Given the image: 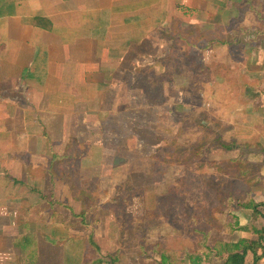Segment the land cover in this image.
<instances>
[{
	"label": "rangeland",
	"instance_id": "1",
	"mask_svg": "<svg viewBox=\"0 0 264 264\" xmlns=\"http://www.w3.org/2000/svg\"><path fill=\"white\" fill-rule=\"evenodd\" d=\"M252 7L264 17V0H255ZM243 8L244 2L239 7L234 0H143L139 6L119 9L129 15L134 10L138 13L128 17L129 25L97 31L108 36V101L91 103L90 111L84 113L83 105L57 99L58 113L72 108L75 116L66 119L63 133L62 119L49 118L50 130L45 128L44 134L51 145L50 158L51 147L62 155L72 138L88 147L78 173L72 166L65 167L66 175L85 193V201H74L69 183L52 182L50 176L43 177L46 202H40L37 193L30 201L32 206H41L33 210L31 232L36 237L48 234L54 240L63 237L65 242L49 249L54 255L62 253L64 264H82L90 232L108 264L111 258L115 264H138L143 255L142 264H185L190 255L203 254L200 249L185 247L186 241L198 242V238H193V225L178 209L163 220H143L148 213L166 210L159 206L166 202L168 188L192 170L199 145L207 147L203 154L206 164L203 170L193 171V184L201 178L209 186V181L228 179L224 161L254 153L256 161L260 159L251 173L258 176L254 181L259 183L253 187L254 201L264 203V41L245 43L252 39L259 19L251 9ZM174 18L186 30H219L223 40L244 42L231 54L227 45L218 42L203 50L205 40L189 48L190 58L181 52L171 54L168 37ZM76 66L77 82H88V67ZM204 67L208 70L203 71ZM67 87L68 95L75 97L72 86ZM165 145H174L176 150L160 176L158 156ZM248 145L252 148L245 150ZM44 165L39 164L40 168L34 163L33 176L41 169L44 174ZM236 187L245 190L248 183L240 178ZM124 193L131 197L128 209H112L110 206L124 199ZM55 200L69 203L75 215L86 213V224L60 206H52L48 214L43 208L46 203L55 205ZM208 204L209 200L203 202ZM244 211L234 208L225 222L220 220L223 230L214 232L215 243L237 242L249 235L235 230L251 228L254 223L251 211Z\"/></svg>",
	"mask_w": 264,
	"mask_h": 264
},
{
	"label": "crops",
	"instance_id": "2",
	"mask_svg": "<svg viewBox=\"0 0 264 264\" xmlns=\"http://www.w3.org/2000/svg\"><path fill=\"white\" fill-rule=\"evenodd\" d=\"M141 2L143 0H28L16 9L4 10L12 14L0 15V264H64V255H54V251L49 249L50 245L65 242L63 237L54 240L48 234L36 237L31 232L33 210L41 206L39 203L32 206L30 201L37 193L39 201L46 202L40 195L47 189L43 185L46 181L43 177L50 176V160L55 154L65 155L70 142L81 143L75 138L70 139L62 155L51 147L53 155L50 158L48 148L51 145L44 135L45 128L49 132V118L62 119L60 129L63 133L66 119L75 116L71 113L72 108L65 107L68 113H58L57 99L72 102L76 107L83 105L84 113L90 111L91 103L108 101V87H105L108 84V36L97 31L102 28L113 31L115 25H129L128 17L138 14L129 15L127 11L119 12V9ZM28 17L50 21L52 28L49 30L42 22L35 26L26 24L24 19ZM83 31H88V34L81 37ZM76 65L88 67V82H77ZM67 86H72L75 97L68 95ZM91 92L95 97L90 95ZM34 163L38 166L47 164L44 165V174L42 169L38 176L31 174ZM59 180L69 183L72 199L81 202L80 187L74 188L62 175L54 182ZM52 206H60L69 212L73 209L69 203L66 206L69 209L53 203H46L43 209L49 214ZM25 207L30 209L29 214L22 210ZM232 211L225 217L219 215V222H225ZM250 211L255 217L252 227L235 230L241 235L244 234L241 230L248 231L249 235H242L240 240L257 241L259 235H264V209L244 212ZM220 225L223 230L221 222ZM26 237H29L28 241H25ZM20 242H24L23 247L18 246ZM84 259L85 251L82 264ZM144 259L143 255L138 264H142ZM210 259L201 264H264V251L254 253L247 248L231 257Z\"/></svg>",
	"mask_w": 264,
	"mask_h": 264
},
{
	"label": "trees",
	"instance_id": "3",
	"mask_svg": "<svg viewBox=\"0 0 264 264\" xmlns=\"http://www.w3.org/2000/svg\"><path fill=\"white\" fill-rule=\"evenodd\" d=\"M28 0H4L3 3L0 5V15L5 16L8 14H12V12L4 11L5 9L8 10L9 8L16 9V7H19L20 4L26 2ZM236 6H242V3L244 2V11L247 10V8L251 9L253 12L256 13L258 16V25L255 29L252 39L249 40V42H245L251 45H255L256 43H260L264 41V17L262 13H259V11L254 10L252 7V4L255 3V0H234ZM141 3H137L135 5L127 6L128 9L131 7H135L136 5L139 6ZM140 9V7H139ZM136 11V10H134ZM132 11V13H136ZM138 14V13H137ZM26 24H32L36 25L37 22H42L47 25V28L50 30L52 28V23L50 21H47L45 19H40L36 17H28L24 19ZM219 34L221 32L219 30L216 31H208V30H186L183 28L181 22L179 19L174 18L171 23V34L169 35V39L171 41V54L174 53V55H178L179 52L186 55V57L190 58L191 55L189 53V48H195L198 45V42L205 40L207 42L206 46H204L202 49L206 50L210 47V44L213 42H218L224 45H227L229 48V52L231 54V51L233 48H237L238 45H240L241 42H244L243 40L237 38L234 39L232 42H228L227 40H223L221 37H219ZM170 54V55H171ZM208 70V67H204L203 71ZM220 141V140H219ZM70 142V144L67 147L66 153L63 156L54 155V157L50 160L49 165V174L51 177L52 182H54L55 179L60 177H66L68 180H70V183L74 188L77 187L76 183L73 181L71 176L66 175L67 172H69L67 169H65V166H72L74 167V170L76 173L80 170V163L81 161L88 155V148L85 145L78 144L77 142ZM168 149L166 152L165 149ZM206 146L199 145L195 148L194 151V161L195 164L191 167L192 170L186 171L185 175L178 177L173 185H171L167 190V196L164 197L165 201H162V205L159 206L160 209H166L162 212H151L148 213L145 217H143V220H163L166 219L168 214H174L177 211L181 212L185 215V219L190 223L191 231L193 232L194 239L198 238V242L193 241L190 243V241H186V248L190 247L188 249H200L203 251V254L199 255H190V258L187 259L185 264H201L204 259L211 258V257H217V258H223V257H231L236 254L242 253L245 251V249L249 248L254 253H257L259 250L264 251V235H259V240H247L243 239L240 240L237 244L233 243H225V244H219V243H213V237L215 231L221 230V225L216 217V214L221 215L222 217H225V215H228L232 209L237 208L241 210H250L253 209L256 212H258L259 207L264 208V203L257 204L254 201V191L253 187L259 185V183H255V178L258 177L256 175L252 176L251 173L255 171L256 164L259 158H257L256 161V155L253 153L251 157H249L248 154H244L236 159H231L229 161H224L225 165V174L229 176L228 179L221 178L220 181H209L210 186L206 185L202 178L200 181H196L194 184L192 182L194 173L193 171L199 172V170H203L204 165L206 164L205 158L203 157L204 151L206 150ZM248 148H252L250 145L245 147V150ZM230 149V148H228ZM175 146L174 145H165L163 147V150L161 151V154L158 156L159 162L157 164V170L159 175H162V172L166 168V166H169V162L171 158L173 159L175 155ZM165 151V152H164ZM246 153V151H245ZM260 160V159H259ZM32 174V171H30ZM251 176V177H250ZM256 176V177H255ZM242 179L245 182L248 183V187L245 190L237 189L236 185L238 183V179ZM248 178V179H247ZM204 186L202 185V183ZM17 183V182H16ZM192 183V187H191ZM208 187L210 189H208ZM209 191H213L214 195L210 197ZM41 198L45 201V197L43 195H40ZM123 198L119 202V204L110 206L112 209H128L131 197L125 196V193L123 194ZM80 197L81 202H84L85 199V193L81 190L80 191ZM126 199V200H125ZM209 200L208 205H203L204 201ZM54 204L62 205L65 208H67V203L55 200L53 201ZM69 209V208H67ZM158 209V208H157ZM173 209H178L177 211L172 212ZM22 210H26L28 214L30 213V209H27L26 207ZM72 216L74 218L76 217H82V223L86 224V213H81L79 215H75L72 210H70ZM178 213V212H177ZM169 215V216H170ZM168 216V217H169ZM256 234H258V231H256ZM29 237L25 238V241H28ZM85 259L84 264H108L106 261L108 257H106L101 249V247L97 244L94 236V232H90L87 234L85 238ZM219 244V246H218ZM18 246L23 247L24 242L18 243ZM203 257V258H202ZM112 261L110 264H115V260L111 258ZM176 264V263H171ZM180 264V263H178Z\"/></svg>",
	"mask_w": 264,
	"mask_h": 264
}]
</instances>
